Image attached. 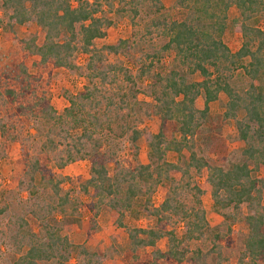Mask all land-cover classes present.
Masks as SVG:
<instances>
[{
	"label": "trees",
	"instance_id": "16d2710c",
	"mask_svg": "<svg viewBox=\"0 0 264 264\" xmlns=\"http://www.w3.org/2000/svg\"><path fill=\"white\" fill-rule=\"evenodd\" d=\"M145 5L156 15L145 36L163 42L134 57L132 72L107 59L133 55L129 40L96 43L114 24L106 13L124 15L135 25ZM175 5L185 11L181 20L170 18L161 0H0L1 30L12 33L17 26L33 24L42 33L41 38L19 40L20 60L0 69V140L20 145L17 164L27 176L26 191L37 188L39 176L38 185L50 200L30 212L37 231L17 218L11 239L17 252L22 246L26 250L6 264H69L72 258L76 264H103L98 252L71 244L52 216H63L70 200L61 188L67 178H57L48 165L62 169L79 160L89 163L82 190H90L94 200L86 205L92 213L86 222L90 229L101 207L113 212L120 227L136 208L153 220L151 227L127 230L128 251L136 264H216L221 245L234 243L238 222L246 229L236 264H264V30L258 26L264 23V0H176ZM232 7L238 12L232 29L242 39L236 52L223 42ZM80 55L85 57L86 85L68 96L67 106L57 113L41 75L30 69L79 70ZM220 94L227 98L220 120L233 122L243 143L238 159L226 166L211 164L197 144L210 132L214 118L209 104ZM139 95L151 101L142 102ZM199 97L202 109L196 107ZM152 117L159 121L156 132L140 127ZM38 121L41 145L29 156V132L22 127ZM106 132L125 137L130 159L105 151ZM141 139L146 164L137 161ZM208 140L209 155L214 151ZM168 153L176 159L169 161ZM158 191L161 200L153 205ZM205 192L222 218L214 227L202 205ZM78 226L83 227L81 222ZM207 238L211 247L201 248ZM161 239L167 241L165 251L156 248ZM144 248L153 250L140 260L137 252Z\"/></svg>",
	"mask_w": 264,
	"mask_h": 264
},
{
	"label": "rangeland",
	"instance_id": "374dc122",
	"mask_svg": "<svg viewBox=\"0 0 264 264\" xmlns=\"http://www.w3.org/2000/svg\"><path fill=\"white\" fill-rule=\"evenodd\" d=\"M163 7L168 12L170 18L174 20H181L185 16V11L179 9L175 2L176 0H161ZM120 5L116 4V9ZM105 16L111 19L114 24L107 30V36L103 41H97V46L102 44H113L117 40H129L133 45V55L130 52L126 55L120 54L117 57L107 56L109 62H119L123 66L130 69L132 72L136 70V60L141 52H144L150 45H159L163 41L152 37L145 36V28L149 25L152 18L156 15L149 5H145L142 12L135 20V25L130 23L126 16L118 14L106 13ZM238 16L235 8H230L227 13V27L223 35V42L231 52H236L241 46V36L232 29L231 21ZM258 26L264 30V23L260 22ZM36 35L38 38L42 37L40 29L33 24H26L17 26L12 33L4 32L0 29V69L4 66L15 64L20 59V52L18 42L22 39H28ZM77 65L81 67L79 70L71 71L63 68L53 69L48 68L43 70L30 69L31 73L37 72L41 75L43 85L49 92L50 103L57 113H61L67 106V98L81 91L86 85V78L84 76L83 65L85 57L80 55L77 59ZM168 61L166 60V63ZM198 80V77L192 78ZM264 91V85L261 86ZM138 100L142 102H150L151 99L144 95H139ZM227 98L224 94H220L217 101L209 104V113L214 118L213 124L209 125L207 129L210 132L207 138H202L197 141L198 149L209 157L212 164L226 166L230 162L238 159L240 150L243 148V143L237 138V134L231 123H225L220 120L221 114L224 112ZM196 107L202 109L203 98L199 97L196 101ZM241 117V115H238ZM158 118L152 117L147 119L140 125L151 132H156L158 127ZM40 122H31L23 125L22 128L29 132L28 146L29 156L35 155L38 152L42 139L37 134ZM22 134L25 135V130ZM206 129V130H207ZM107 133V132H106ZM27 136V135H25ZM105 151H110L116 154L120 159L131 158L128 143L125 137H115L112 134H106ZM214 153H208L210 147L205 145V141H209ZM138 153L137 161L146 164L148 162L147 147L145 142L141 139L137 143ZM0 209L5 208V211L0 214V264L10 262L13 257L18 256L19 252L26 250L22 246L17 252V245L13 243L11 236L17 229V218H23L34 231L38 230L36 221L31 218L30 212L37 209L39 206L50 203L48 194L39 184V176H36L34 186L37 188L31 192L26 191L25 185L27 183V176L24 174L17 161L21 157L20 145L17 142H10L7 139L0 140ZM201 153V152H200ZM203 153V155H204ZM29 158V157H28ZM167 159L174 161L176 155L168 153ZM111 168V165H109ZM48 168L55 174L57 178H67L61 185L63 193H68L70 203L65 210L63 216L53 214L56 216L57 226L60 227L62 235L68 238V241L74 245H84L91 252H98L104 258L103 264H136L132 259L131 253L128 251L129 239L127 230L132 228H147L153 226V220L146 217L140 209H134L131 213H127L122 219L123 227L117 225L113 212L106 207H101L99 214L95 217V227L90 229V224L86 222L90 219L91 214L88 212L86 205L92 200L89 193L86 194L82 190L83 183L89 178V163L87 160H79L72 164L65 166L62 169H57L51 162ZM112 174V170L110 171ZM160 198V192H156L152 197L153 205H157ZM212 200L209 192H205L202 196V205L205 210L206 219L210 227L218 225L222 218L214 210ZM81 222L83 227L78 226ZM88 229V230H87ZM246 226L243 222H238L233 226L234 243L227 246L221 245V261L216 264H236L239 252L242 249L240 238L245 233ZM201 248L207 249L211 247L209 238L199 243ZM167 247L166 239H161L156 248L160 251H165ZM151 248H144L137 252L140 260L149 256ZM44 264V263H40ZM50 264V263H45ZM69 264H76L72 258Z\"/></svg>",
	"mask_w": 264,
	"mask_h": 264
}]
</instances>
